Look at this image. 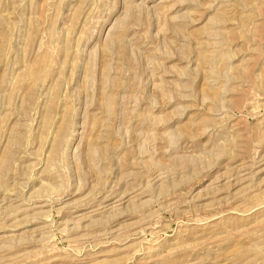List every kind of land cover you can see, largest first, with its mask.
<instances>
[{"label": "rangeland", "instance_id": "rangeland-1", "mask_svg": "<svg viewBox=\"0 0 264 264\" xmlns=\"http://www.w3.org/2000/svg\"><path fill=\"white\" fill-rule=\"evenodd\" d=\"M0 264H264V0H0Z\"/></svg>", "mask_w": 264, "mask_h": 264}]
</instances>
